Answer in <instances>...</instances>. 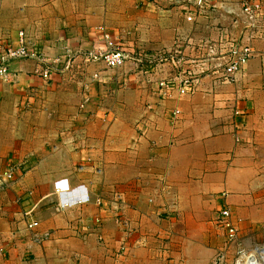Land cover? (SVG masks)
<instances>
[{"label":"crops","instance_id":"0c3cea01","mask_svg":"<svg viewBox=\"0 0 264 264\" xmlns=\"http://www.w3.org/2000/svg\"><path fill=\"white\" fill-rule=\"evenodd\" d=\"M241 3L209 0L197 10L189 0H0V53L22 38L61 60L49 80L34 59L12 60L0 81V174L18 166L0 185V264H165L168 253L208 249L202 222L219 208L234 223L264 219V36L230 79L203 70L213 61L206 40L234 28ZM191 35L192 44L179 45ZM108 41L126 50L179 46L190 60L170 65L169 77L205 58L194 92L159 87L168 76L158 68L106 72L83 62L81 52ZM64 58L72 60L62 70ZM67 195L85 201L55 209ZM27 208L39 236L48 232L39 242L21 221ZM98 213L93 229L86 216Z\"/></svg>","mask_w":264,"mask_h":264},{"label":"rangeland","instance_id":"374dc122","mask_svg":"<svg viewBox=\"0 0 264 264\" xmlns=\"http://www.w3.org/2000/svg\"><path fill=\"white\" fill-rule=\"evenodd\" d=\"M260 2H261V9H262V8H264V0H260ZM239 6L241 9V5H239ZM233 16H234V18L232 19V21L234 22V25H233L234 28L225 29L222 33L217 34V35H223V36L228 35V36H231L233 38H242L243 37V40H242L243 42H247V43L251 44V42L253 40L260 38V37L256 36V34H260V31H261V34H264V30H262V28H264V14H262V10L260 11L259 15L255 16L252 20H249V21L247 20L248 19L247 16L243 15L242 12L241 13L240 12L235 13ZM238 22L241 23V26L240 25L238 26V24H237ZM250 31H252V32L250 33ZM183 40H184L183 43H180L179 45L182 46L184 44H189V43L192 44L194 38L192 35L191 36H185V37H183ZM196 40L199 41V38ZM173 47L174 46L172 45L169 48H163V49H159V50L170 51V49L171 50L174 49ZM175 47H176V45H175ZM178 48H179V46H177L175 49L177 50ZM128 51L130 52V54L133 57H136V58H130V59L126 60L120 66L117 67L118 69H116L114 67H107L104 65L105 71L106 72L110 71V72L130 73V71L131 72L133 71L132 67H134L139 71L142 70L143 72H146V71L148 72V69L158 68L159 71L166 73V75L168 76V78H166V80L173 81L172 84L174 86L171 89H175L177 87L178 83L180 82V80L182 78V75H180V76L179 75H173V76L169 77V74H168V73L172 72V70L170 68L171 66L173 68H177V62H176V64H172L168 60H162V61H158V62L149 61V58L147 60V58L142 57L145 54V51H148V50H144V49H142V50L141 49H131ZM180 52L183 53V51H180ZM44 56H45V54H44ZM139 57H141V59H138ZM45 58H47V57L45 56ZM190 58H191V56H190ZM81 59H83L84 60L83 62H85V63H88V61H91V60H86L85 58H81ZM45 60L44 61H37L36 60V62L38 64L37 65L38 69H36L35 72H36V74H39L45 80H49L50 76L45 77L43 75L44 70H46L45 68L47 67V69L50 71L49 72L47 70L48 74H50V75L52 74L51 73L52 71L58 70V69L56 67H54L53 69L50 70V66H48L49 64H47V62H48L47 60H49V59L47 58V60L46 61ZM71 60H72V58L70 60L68 58H66V59L64 58L63 63L62 62L60 63L61 69L62 70L68 69L64 65H68L67 63H69V62L71 64ZM188 60H190V59L186 58L183 62H186ZM205 60H206L205 58H202L201 60H198V59L196 60V57L194 56L193 63H192V66L195 67V68H193L194 71L192 70L193 71L192 72L193 78L190 79L191 85H190V87H188V90L185 91L186 93H183V95L184 94H191L194 92L196 84H195V80H193V79H196L195 77L198 76L196 64H198V63L202 64L205 62ZM98 61L101 62V60H98ZM101 63H103V62H101ZM148 64L152 68L148 67ZM107 68H109V69H107ZM110 69H116V70H110ZM241 69H242V67H241ZM203 70L209 71L208 74L213 75L212 79H214L216 81H222V78H220L219 76H215L216 73L211 72L212 68H210V70H206V69H203ZM203 70H201V72H204ZM181 72H183V69ZM176 76L180 77V78L174 84V78H176ZM5 80H7V79H5ZM5 80H0V81H5ZM130 83L131 82H128V85L126 87H129V85L131 87ZM147 83H148V80H146V84ZM159 97L161 99V96H159ZM84 102L86 103L87 100L85 99ZM84 102H82L80 104V107L84 106V104H85ZM124 111H126L125 112L127 114L126 117H128L130 115L134 116V114H132V112H130L132 110L125 108ZM7 183H8L7 181H4L3 185H5ZM56 191L59 192L60 189L56 188ZM58 195H59V193H58ZM120 195L115 194V198L117 201L121 199ZM65 197L67 198V200H69L70 202H73L75 204H81L82 202L85 201V200H82V198H80L82 202L77 203L76 201H80L79 199L71 201V199L68 198V195ZM96 202H97V200H96ZM114 202H116V201L114 200ZM71 206H72V204H71ZM55 207H56V204L54 205V208ZM220 209H226L229 213V217H227L225 221H222L223 219L220 220V218L217 217V212ZM20 212H21V221H22L23 225L26 226L25 229L28 231L37 232V235H39L41 232L36 231V227L38 225V220L36 218H34L33 209L32 210H31V208L22 209V210H20ZM214 212L215 211L210 213V216L208 217V222H202V224H204V225L209 223L210 236L207 238V242L202 241V245H204L205 247H208V249H206L207 251L202 249L203 253L200 255H192L189 253V254L179 256L176 254L168 253V254L162 256V259L164 257L163 262L165 264H212L213 261H217L218 264H246V259H243L244 256L247 255L252 250H257V251H262L261 252V262H262V264H264V219H261L259 222L240 223V222L236 221L234 223V221H232V219H231L230 212L227 208L222 207V208L217 209L216 213H214ZM202 214H203V211H202ZM81 218H82L81 215H78L76 217V219H81ZM86 218H88V220L90 221V224L94 223L93 229H96L102 223L100 213L95 214V215H91L89 217L86 216ZM32 222H34L37 225L31 226L32 229L27 228L29 224L33 225ZM224 222H226V223L230 222L231 225L236 229L235 236L232 239H230L228 234H227L228 232H227V228H226ZM75 228H76L75 225H72L71 230L73 232H75V231L79 232ZM164 247L169 248L170 245H166ZM120 249L121 250L124 249L123 245H121Z\"/></svg>","mask_w":264,"mask_h":264},{"label":"built area","instance_id":"2783aa9c","mask_svg":"<svg viewBox=\"0 0 264 264\" xmlns=\"http://www.w3.org/2000/svg\"><path fill=\"white\" fill-rule=\"evenodd\" d=\"M209 0H189L190 3H192L197 10L204 9L205 6L208 4ZM241 12L243 15L247 16V20H252L255 16L260 14L261 9V2L260 0H242L241 3ZM252 31H250L251 33ZM256 34V33H255ZM20 32V36H21ZM256 36L260 37L264 36V34H256ZM242 38H233L228 35H218L215 38H209L206 40L208 42V45L205 47L206 49V57L211 58L213 61L210 63L212 68L211 72L216 73L215 76H219L222 78V80H226L230 77H232L233 74L238 72L241 67L248 61V59L252 55V49L251 44L247 42H243ZM177 47V46H176ZM175 46L174 49L170 51L168 50H153V51H145V54L142 56L144 58H149V61H162V60H168L172 64H177L180 62H183L184 54L180 52L181 50L178 48L177 50ZM180 50V51H179ZM81 55L85 57L86 60L91 61H98L101 60L103 64L107 67H118L123 62L130 58H136L133 57L130 52L126 49H124L122 46H119L118 44L108 41L107 48L103 50H86L84 52H81ZM34 59L35 61H44L45 58L44 54L36 49V47L29 48L26 45L25 40L23 41L22 38L19 40V44L14 47H7L0 53V80H5L9 76V63L12 60H18V59ZM198 58V56H196ZM66 59V58H65ZM69 60L71 58H68ZM138 59H141L139 57ZM45 60V61H46ZM48 66H50V70L56 67V64L60 61V58H53L51 60H47ZM68 64V63H67ZM54 66V67H53ZM65 67H68V65H64ZM44 70V76L49 77L50 74L47 72V67ZM49 71V70H48ZM50 72V71H49ZM192 69L189 68L185 70V72L182 74V78L180 82L177 85V91L180 94L186 93L185 91L188 90V87H190L191 82L190 79L193 78L192 76ZM180 76V75H179ZM180 77L174 78V84ZM195 80V79H193ZM173 81L171 80H160L158 82L159 87L169 90L174 85L172 84ZM177 112V110H174L173 115ZM18 170V166L14 164L8 165L6 170H4L0 174V185L3 184L4 181H10L13 180L16 176V171ZM24 170V169H23ZM21 171V168H20ZM80 201H76L77 203H81ZM97 202H100L99 199H97ZM72 202L67 200V198L60 199L59 197V203L56 204L55 209H59L62 207H67L71 205ZM24 215V214H23ZM217 217L223 219L222 221H225L227 217H229V213L226 209H220L217 212ZM33 225H28L27 228L32 229L31 226H35L34 222H32ZM226 228H227V234L230 239H232L235 236L236 229L231 225L230 222L226 223L224 222ZM31 227V228H30ZM48 235V232H44L41 236L32 234V238L34 241L40 240V237H45ZM38 236V237H37ZM261 252L257 250L250 251L247 255L244 256L243 259H246V264H262L261 262ZM212 264H218L217 261H213Z\"/></svg>","mask_w":264,"mask_h":264},{"label":"clouds","instance_id":"9594fccd","mask_svg":"<svg viewBox=\"0 0 264 264\" xmlns=\"http://www.w3.org/2000/svg\"><path fill=\"white\" fill-rule=\"evenodd\" d=\"M65 186H66L65 183H60V184L58 185V188H59V189H63Z\"/></svg>","mask_w":264,"mask_h":264}]
</instances>
